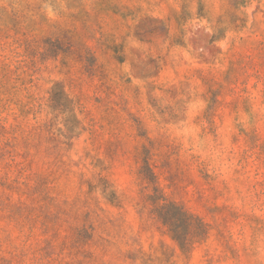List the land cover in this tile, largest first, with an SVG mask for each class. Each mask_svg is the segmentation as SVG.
I'll list each match as a JSON object with an SVG mask.
<instances>
[{
    "label": "rangeland",
    "instance_id": "374dc122",
    "mask_svg": "<svg viewBox=\"0 0 264 264\" xmlns=\"http://www.w3.org/2000/svg\"><path fill=\"white\" fill-rule=\"evenodd\" d=\"M0 264H264V0H0Z\"/></svg>",
    "mask_w": 264,
    "mask_h": 264
},
{
    "label": "trees",
    "instance_id": "16d2710c",
    "mask_svg": "<svg viewBox=\"0 0 264 264\" xmlns=\"http://www.w3.org/2000/svg\"><path fill=\"white\" fill-rule=\"evenodd\" d=\"M142 175L150 182L156 179L149 165L146 166V172H142ZM155 191V195L147 198V202L151 205V213L167 228L182 250L190 249L196 242H201L207 237L208 224L200 216L190 213L174 202H168L163 195L158 194V189Z\"/></svg>",
    "mask_w": 264,
    "mask_h": 264
}]
</instances>
